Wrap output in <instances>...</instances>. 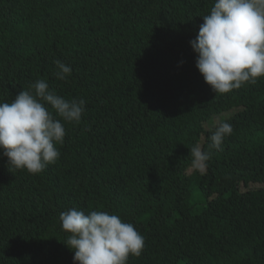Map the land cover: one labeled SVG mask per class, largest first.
Wrapping results in <instances>:
<instances>
[{"label":"trees","instance_id":"obj_1","mask_svg":"<svg viewBox=\"0 0 264 264\" xmlns=\"http://www.w3.org/2000/svg\"><path fill=\"white\" fill-rule=\"evenodd\" d=\"M213 6L0 0V103L41 79L85 101L41 173L0 156V264H74L60 221L73 207L134 225L144 248L127 264H264V77L211 91L189 41ZM221 120L233 131L210 148ZM196 143L211 153L203 170L188 154Z\"/></svg>","mask_w":264,"mask_h":264},{"label":"clouds","instance_id":"obj_2","mask_svg":"<svg viewBox=\"0 0 264 264\" xmlns=\"http://www.w3.org/2000/svg\"><path fill=\"white\" fill-rule=\"evenodd\" d=\"M202 17L189 43L197 54L195 66L215 95L255 85L264 77V0H214L210 13ZM55 64L56 78L66 80L71 67L59 60ZM30 89L0 103V156L12 169L39 174L60 156L56 145L63 144L66 134L62 121L79 122L85 101L66 100L43 79ZM208 131L209 147L219 149L233 129L221 120ZM188 149L192 166L203 170L210 151L199 143ZM60 221L69 234L64 243L74 252V264H127L130 255L142 254L144 237L116 214L73 207L60 214Z\"/></svg>","mask_w":264,"mask_h":264},{"label":"rangeland","instance_id":"obj_3","mask_svg":"<svg viewBox=\"0 0 264 264\" xmlns=\"http://www.w3.org/2000/svg\"><path fill=\"white\" fill-rule=\"evenodd\" d=\"M192 170H193V168H190V169H189V173L192 172Z\"/></svg>","mask_w":264,"mask_h":264}]
</instances>
